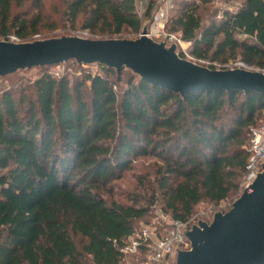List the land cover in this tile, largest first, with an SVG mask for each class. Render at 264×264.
<instances>
[{
    "label": "trees",
    "instance_id": "1",
    "mask_svg": "<svg viewBox=\"0 0 264 264\" xmlns=\"http://www.w3.org/2000/svg\"><path fill=\"white\" fill-rule=\"evenodd\" d=\"M49 1L0 0V40L65 27L102 39L138 35L157 3L149 0L142 20L133 0ZM235 1L234 11L203 24L197 4L170 0L165 29L190 42L196 59L211 52V61L238 57L264 69V0ZM96 66L72 82L38 68L31 83L0 90V264H122V240L155 205L185 222L200 202L237 192L263 95L182 98ZM144 158L155 160L153 170L136 177L131 204H107L101 193Z\"/></svg>",
    "mask_w": 264,
    "mask_h": 264
},
{
    "label": "water",
    "instance_id": "2",
    "mask_svg": "<svg viewBox=\"0 0 264 264\" xmlns=\"http://www.w3.org/2000/svg\"><path fill=\"white\" fill-rule=\"evenodd\" d=\"M90 39L63 35L26 42L0 40V78L18 71L66 64L100 65L129 71L140 80L182 98L196 91L256 93L264 96V73L242 68L211 69L180 56L175 43L148 36ZM187 250L175 248L170 264H264V162L251 189H244L226 212L198 220L184 231Z\"/></svg>",
    "mask_w": 264,
    "mask_h": 264
},
{
    "label": "rangeland",
    "instance_id": "3",
    "mask_svg": "<svg viewBox=\"0 0 264 264\" xmlns=\"http://www.w3.org/2000/svg\"><path fill=\"white\" fill-rule=\"evenodd\" d=\"M166 0H156V8L152 13V16L154 13L161 7H163V4ZM188 2H194V4H197L199 6V14L202 17L203 24H206L209 19H212L213 17L216 19H219L224 11H234L236 7L239 5L238 1L235 0H186ZM50 1L47 0V4ZM149 3V0H146L143 5H137L136 12L138 16L143 20V14L145 12V9L147 8V5ZM170 3V7H171ZM27 7H23L21 9H14V12H20L27 10ZM53 19H58L57 16H53ZM148 21V20H147ZM145 22V20L143 21ZM43 34L39 36H35L34 39H45V38H51V37H60L63 35H70V36H81L85 38L90 39H99L98 36H93L89 34L87 31H81V30H72L68 27L65 28H58L57 30L53 32H47L44 29ZM138 37V35H133L131 33H125L121 36V38H127V39H134ZM187 52L189 57L191 59H188L192 62H195L199 65L206 66V67H213V69H231L234 68V63L239 62L238 57L235 59H228L226 63L220 62V61H211L210 56L211 52L209 53L207 58L203 59H196L192 53H191V45L188 46ZM250 70L253 71H260L264 73V69H259L256 67H249ZM98 66H85L84 68H77L74 65L70 64H62L57 66H51L46 69V72L54 76L55 78H60L61 76H67L69 81L72 82L73 79H81L83 77V72H96L98 71ZM124 73H128L132 75L129 71L124 70ZM40 71L38 68H33L30 70H24V71H18L14 74V77L10 79H4L0 78V90L4 87L10 86V85H17V84H23L27 85L31 83L37 76H39ZM133 76V75H132ZM136 77V76H134ZM33 90L29 89L27 90V95H32ZM264 121V111H262L261 118L258 120V125L261 124ZM155 162L152 158H144L139 159L138 161H135L133 163L132 169L125 172L120 180H117L113 183H111V192H103L101 193L104 200L107 202V204H110L112 202H118L122 204H131V195L132 189L135 188L136 185V177L139 175H148L153 170V163ZM238 197V192L232 197H229L217 205L209 204L205 201L200 202L195 206L194 212L191 216V218H196L198 220H211V216L214 212L221 211L226 212L229 208L231 203ZM169 220V216L162 213L160 210V205H155L152 208L151 214L149 216H146L142 218L141 220L137 221L135 223V226L137 229H140L145 226H156L161 227L163 224H165ZM186 240V239H185ZM171 258L169 260L170 264Z\"/></svg>",
    "mask_w": 264,
    "mask_h": 264
},
{
    "label": "built area",
    "instance_id": "4",
    "mask_svg": "<svg viewBox=\"0 0 264 264\" xmlns=\"http://www.w3.org/2000/svg\"><path fill=\"white\" fill-rule=\"evenodd\" d=\"M133 1L136 7L143 5L146 0ZM170 3V0H166L163 7L154 13L148 26V36L154 40L163 39L168 43H175L180 51V56L191 59L187 52L191 43L184 42L178 34L169 33L165 29ZM8 41L20 42L15 36H10ZM234 64V68L250 70L249 66L243 62L239 61ZM246 149L248 156L238 184V196L244 189H251L256 175L260 171V165L264 162V121L259 126L250 129ZM197 221L196 218H190L185 222L169 219L166 222L168 228L160 230L156 226H145L135 229L127 238L122 240L120 249L123 256L122 264H169L175 248L180 250L189 248V243L184 237V231Z\"/></svg>",
    "mask_w": 264,
    "mask_h": 264
}]
</instances>
